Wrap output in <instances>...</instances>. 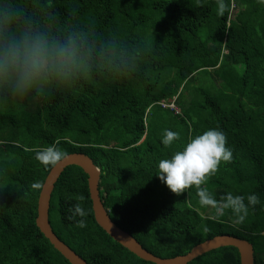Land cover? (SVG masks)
I'll return each mask as SVG.
<instances>
[{
  "label": "trees",
  "instance_id": "obj_1",
  "mask_svg": "<svg viewBox=\"0 0 264 264\" xmlns=\"http://www.w3.org/2000/svg\"><path fill=\"white\" fill-rule=\"evenodd\" d=\"M29 33L71 38L79 63L24 93L0 83V264H70L35 224L54 165L37 153L53 145L90 157L110 219L152 254L174 257L229 234L264 264V0H0V47ZM210 128L224 133L231 159L200 187L217 205L229 192L246 205L255 194L239 223L231 209L201 204L197 186L177 194L156 176L161 159ZM165 129L179 134L168 146ZM48 220L88 264H155L97 225L76 165L54 183ZM187 264H239V255L224 246Z\"/></svg>",
  "mask_w": 264,
  "mask_h": 264
},
{
  "label": "clouds",
  "instance_id": "obj_2",
  "mask_svg": "<svg viewBox=\"0 0 264 264\" xmlns=\"http://www.w3.org/2000/svg\"><path fill=\"white\" fill-rule=\"evenodd\" d=\"M79 53L72 39L60 43L49 40L42 33H29L23 38L9 42L0 47V83H5L12 92L24 93L33 82L52 72L68 74L78 67ZM171 109L174 104L164 103ZM179 138L175 131L165 129L162 143L171 145ZM224 133L216 128H210L194 136L185 143L183 148L173 153L169 158L158 162L156 176L173 193L179 194L190 186H197V195L203 205H211L223 214L224 210L231 209L236 222H242L248 212V206L257 204L255 194L245 198L241 195L226 193L223 203L217 205L213 195L205 188L200 187L205 178L213 174L221 161L231 159V149L226 146ZM64 153L56 146H49L37 153V159L43 164H54L60 161ZM74 214L80 217L87 215L79 205L75 206ZM77 226L83 228L84 220L77 221Z\"/></svg>",
  "mask_w": 264,
  "mask_h": 264
},
{
  "label": "water",
  "instance_id": "obj_3",
  "mask_svg": "<svg viewBox=\"0 0 264 264\" xmlns=\"http://www.w3.org/2000/svg\"><path fill=\"white\" fill-rule=\"evenodd\" d=\"M68 165H76L80 167L87 175V188L91 200L93 217L97 225L114 241L121 244L140 259L155 264H187L189 261L205 252L219 247L233 246L237 249L239 264H253V247L251 243L245 239L229 234H218L205 239L202 242L195 244L187 253L176 255L174 257H159L152 254L142 247V245L128 232L122 230L110 219L99 195L98 181L100 171L94 165L90 157L81 152L67 153L60 161L54 163L41 184L36 205L35 224L37 228L53 248L56 249L70 264L88 263L55 235L48 220L49 201L54 183L62 173L63 169Z\"/></svg>",
  "mask_w": 264,
  "mask_h": 264
}]
</instances>
